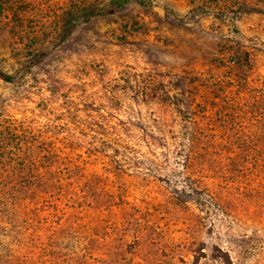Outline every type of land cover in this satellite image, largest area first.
I'll list each match as a JSON object with an SVG mask.
<instances>
[{"label":"rangeland","instance_id":"rangeland-1","mask_svg":"<svg viewBox=\"0 0 264 264\" xmlns=\"http://www.w3.org/2000/svg\"><path fill=\"white\" fill-rule=\"evenodd\" d=\"M109 1L0 0V178L115 202L51 208L64 264H264V0Z\"/></svg>","mask_w":264,"mask_h":264},{"label":"trees","instance_id":"trees-1","mask_svg":"<svg viewBox=\"0 0 264 264\" xmlns=\"http://www.w3.org/2000/svg\"><path fill=\"white\" fill-rule=\"evenodd\" d=\"M130 0H111L105 4L94 6L79 12V17L91 14H113L123 10ZM75 12L68 22L76 20ZM0 76L11 80V76L0 71ZM54 158L48 162L46 168H50L49 177L38 175L44 168L39 163L22 165L21 175L17 179L7 177L0 178V201L2 206L9 208L13 216H27L26 223L22 224L19 217L9 218L0 232V264H64L62 259L64 248L56 245L51 240H43L40 227L47 222L51 208L72 202L75 207L91 206L99 203L109 209L114 205L111 198L103 194L94 184H83L82 178L74 173L65 175L66 165ZM44 174V173H43ZM99 196V197H98ZM195 199H199V194ZM7 212V215L10 211ZM104 212H107L103 210ZM46 215L44 218L43 216ZM25 223V222H23ZM41 226H40V225ZM38 237V238H37Z\"/></svg>","mask_w":264,"mask_h":264}]
</instances>
